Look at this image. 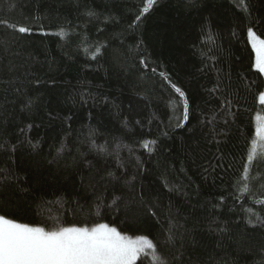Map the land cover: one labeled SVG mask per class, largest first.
I'll return each mask as SVG.
<instances>
[{
    "label": "trees",
    "instance_id": "16d2710c",
    "mask_svg": "<svg viewBox=\"0 0 264 264\" xmlns=\"http://www.w3.org/2000/svg\"><path fill=\"white\" fill-rule=\"evenodd\" d=\"M146 2L0 0V215L149 237L134 264H264V0Z\"/></svg>",
    "mask_w": 264,
    "mask_h": 264
},
{
    "label": "snow or ice",
    "instance_id": "6c2138e0",
    "mask_svg": "<svg viewBox=\"0 0 264 264\" xmlns=\"http://www.w3.org/2000/svg\"><path fill=\"white\" fill-rule=\"evenodd\" d=\"M156 3L157 0H147L146 6L136 16V21ZM0 23L7 24L6 21ZM18 31L24 33L30 29L21 26ZM248 36L253 38L257 54L255 66L264 73V39L257 44L256 34L251 28L248 29ZM144 66L147 67V64ZM172 87L180 96H184L179 88L175 85ZM260 99L264 102V94ZM183 118H188L186 103ZM252 159L250 155L249 160ZM145 249L155 250L156 245L146 236L133 240L107 224H98L92 228L73 225L46 231L43 227L19 223L0 215V264H134ZM154 259L158 257L154 256Z\"/></svg>",
    "mask_w": 264,
    "mask_h": 264
},
{
    "label": "rangeland",
    "instance_id": "374dc122",
    "mask_svg": "<svg viewBox=\"0 0 264 264\" xmlns=\"http://www.w3.org/2000/svg\"><path fill=\"white\" fill-rule=\"evenodd\" d=\"M254 32V31H253ZM255 33V32H254ZM256 34V33H255ZM250 38V41H251V43H252V45H253V38H251V37H249ZM255 39H256V41H257V44H258V42H259V40H262L263 38H261V37H259L257 34H256V36H255ZM254 48V47H253ZM254 50H255V48H254ZM255 53H256V50H255ZM257 55V54H256ZM262 94H264V92L262 93ZM261 94V95H262ZM255 146H256V149H258L259 147H263L264 146V115H262V116H259V118H258V121H257V129H256V140H255ZM101 224H105V223H101ZM98 225V224H97ZM108 225V224H107ZM96 225H94V226H91V227H89V228H92V227H95ZM70 227V226H69ZM78 227H81V226H78ZM82 227H84V226H82ZM109 227H113V226H110L109 225ZM115 228V227H114ZM119 231V230H118ZM120 232V231H119ZM122 235H124V236H127V237H129V238H131V239H133V240H135L137 237H139V236H129V235H127V234H124V233H122V232H120ZM147 237V236H146ZM149 238V237H148ZM150 239V238H149ZM147 250H152V249H145V251H147ZM140 256V255H139ZM139 256L137 257V259L134 261V263L138 260V258H139Z\"/></svg>",
    "mask_w": 264,
    "mask_h": 264
}]
</instances>
